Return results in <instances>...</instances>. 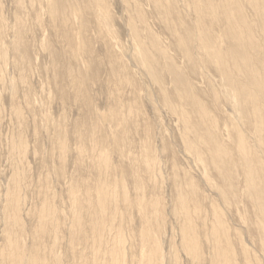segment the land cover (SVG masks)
<instances>
[{"label": "rangeland", "instance_id": "374dc122", "mask_svg": "<svg viewBox=\"0 0 264 264\" xmlns=\"http://www.w3.org/2000/svg\"><path fill=\"white\" fill-rule=\"evenodd\" d=\"M141 2L143 22L148 24L151 34L160 37L162 46L167 47L172 42L170 36L149 4ZM105 3L108 13L101 17L109 26L103 30L111 33V39L109 34L104 33L106 39L99 34L95 17L99 14L98 7L95 6L94 15L84 7V0H67V9L75 12L72 19L68 18L74 28L62 26L51 17L52 0H0V45L6 49V66L0 71V252L11 243L18 246L22 257L28 259L35 250L50 264H149L146 257L149 245L141 241L147 229L144 214L130 202L138 196L131 177L136 168L132 162L138 164L145 153L154 152L163 172L157 171L148 178L151 172L145 168L135 176L144 179L146 198L151 195L149 191L154 190L161 199L158 219L162 226L157 235L163 264H193L181 243L183 215L176 207L175 190L179 186L182 194L189 198L192 189L189 179L196 181L198 191L195 199L192 196L188 199L189 206L201 208L199 217L204 213L209 215L213 208L223 212L238 254L237 263L245 264L246 258L264 264L257 244L248 247L244 243V239L249 238L245 224L250 212L246 202L224 203L215 193L212 172L202 168L204 163L189 154L184 140L181 141L185 137L182 124L161 102L155 83L144 73L129 34L128 1L105 0ZM17 22H21L24 31L27 50L24 63L18 62V54L10 52ZM136 24L143 29L141 23ZM70 33L75 38L72 48L66 38ZM142 33L147 36L145 31ZM120 52L128 68L129 81L114 90L108 63L112 54ZM168 53L175 55L179 65H186V59L178 53L170 49ZM80 69L88 81L79 86L76 78ZM163 75L167 76L166 72ZM202 82V77L194 78L201 89L204 88ZM202 98L209 108L213 105L210 98L205 95ZM116 102H125L127 109L136 110L139 115L136 119L151 128L152 148L142 146L141 124L126 135H122L121 130L128 126L127 121L111 128L110 116ZM210 111L219 120L224 113V110L221 113L215 109ZM223 136L227 144V136ZM155 169L160 170V167ZM15 176L21 184L14 181ZM13 183L19 188L17 195L21 202L17 224L8 219L7 212L8 192ZM106 183L112 184V192L117 196L104 205L102 212L109 214L114 207L116 217L112 222L97 224L99 235L82 240L76 233V224L83 225L91 216L86 209L96 205L94 194L83 193H94ZM72 186L76 188L75 199L68 193ZM45 202H49L48 209L50 205L54 208L48 215L55 220L51 223L54 228L41 217ZM12 225L14 229L9 228ZM109 230L122 238L120 261L112 262L110 255H106L113 251ZM7 231L10 235H6ZM237 233L243 241L244 258L234 239ZM203 255L196 259L197 263L209 264L205 248ZM2 258L0 264H5Z\"/></svg>", "mask_w": 264, "mask_h": 264}, {"label": "bare ground", "instance_id": "6f19581e", "mask_svg": "<svg viewBox=\"0 0 264 264\" xmlns=\"http://www.w3.org/2000/svg\"><path fill=\"white\" fill-rule=\"evenodd\" d=\"M127 1L130 7L129 34L134 41L136 56H139L137 59L144 68V73L155 83L161 102L182 124L185 137L181 141L184 140L189 154L197 162L204 163L202 168L212 172L216 181L212 186L215 193L224 203L238 204L239 200L246 202L250 212L245 224L249 238H245L244 243L248 247H255L257 244L259 254L264 257V0H144L154 10L155 18L160 20L172 40L167 47L162 46L160 37L151 34L148 24L143 22L142 0ZM67 5V0H52L51 17L57 19L62 26L74 28L68 18L72 19L75 12L67 9ZM95 6L99 9V14L95 16L99 34L103 35V39L109 34L111 39V33L103 30L108 29L109 25L104 23L106 19L101 17L108 13L105 0H84V7L94 15ZM136 23H141L143 29ZM144 31L146 37L142 36ZM13 36L15 40L11 44L10 52L18 54V62L24 63L27 50L21 22H17ZM66 38L72 48L75 44L74 34L70 33ZM169 49L186 59V65H179L175 55H169ZM122 56L120 52L118 55L112 54L109 58L108 65L114 90H119L129 81L128 68H125ZM72 58L75 60L73 52ZM5 66L6 49L0 45V71ZM165 72L167 76L163 75ZM198 76L203 78V89L194 83V78ZM87 81L88 78L80 69L76 83L80 86L85 85ZM168 86H171L170 90ZM202 95L211 99L213 105L210 108ZM133 99H137L135 94ZM209 109L220 113L224 110L220 120ZM137 115L136 110L126 108L125 102H116L111 112L110 126L113 129L114 124L121 125L127 121L128 126L121 130L122 135H126L131 129L136 131L135 125L141 124L144 140L142 146L152 148V130L146 123L136 119L139 116ZM223 135L227 136V144L222 140ZM121 153L123 154L122 151ZM143 163L146 166H143ZM160 164L154 152L145 153L138 164L132 162L133 168H136L131 177V185L138 196L130 202L132 207L144 214L147 229L142 233L141 241L145 246L149 245L146 253L149 264H163L158 251L157 235L162 226L158 219L161 215V199L154 190L149 191L151 195L146 198V192H143L145 181L140 179L139 175L135 176V173H142L147 168V172H151L147 175L149 178L157 171H162ZM156 166H159L160 170L155 169ZM204 173L208 174L205 171ZM110 178L113 179L111 172ZM14 181L19 183V177L15 176ZM188 183L192 188L190 197L195 199L198 195L196 181L194 183V180L189 179ZM18 190L13 183L7 200L8 219L15 224L19 220L21 203L17 195ZM175 190L176 207L183 215L180 225L181 243L192 258L193 264H198L196 259L204 256V248L208 251L209 264H238V254L234 249L231 230L223 212L213 208L209 215L204 213L199 217L201 208L189 206L190 197H187L186 192H183V195L179 186H176ZM68 193L75 199V186H72ZM86 193L94 194L96 205L86 209L91 216L83 225L76 224V233L82 240L99 235L97 224L112 222L116 217L114 207L109 214L102 212L104 205L108 201L113 202V197L117 196L115 191L112 192L111 183L101 184L94 193L86 191L83 194ZM192 201L194 203V200ZM48 204L49 202L43 204L44 214L41 217H45L54 228L51 223L55 220L49 219L48 216L54 208L50 205L48 209ZM41 217L39 221L43 220ZM197 219L200 220L199 225ZM9 228L15 227L12 225ZM43 229H46L45 226ZM107 234L112 237L113 251L106 255H110L112 262L122 260V254L119 253L122 238L112 230ZM6 235H10V232L7 231ZM234 239L238 242L240 254L244 258L241 235L237 233ZM0 253V258L3 257L5 264H50V261H46L45 257L35 250L29 254L28 259L22 257L18 246L11 243ZM244 259L245 264L258 263L256 259Z\"/></svg>", "mask_w": 264, "mask_h": 264}]
</instances>
